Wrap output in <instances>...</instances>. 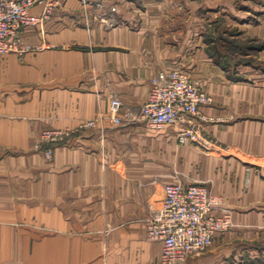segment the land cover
Returning <instances> with one entry per match:
<instances>
[{"label":"crops","instance_id":"1","mask_svg":"<svg viewBox=\"0 0 264 264\" xmlns=\"http://www.w3.org/2000/svg\"><path fill=\"white\" fill-rule=\"evenodd\" d=\"M104 1L107 8L87 21L79 0H61L50 20L44 25L28 28L24 33L26 42L44 45L46 50L37 55L27 54L21 59L15 55H0V160L2 146L16 149L18 143H24L25 147L32 143L34 102L40 104V110H50L52 117L37 127H75L99 114L106 115L112 97L118 96L124 104V110L130 112L124 124L116 125L108 119L104 136L95 129L84 137L76 138L75 142L79 146L72 152V160L77 157L95 160V166L87 171L95 176L88 181L87 190L91 193L100 192L104 196L90 198L86 205L120 207L121 222L135 220L130 225L131 229L123 232L126 238L137 239L134 245L136 253H139L137 264H143V261L144 264H156V261L161 264L162 243L150 238L147 225L141 221L145 222L150 213L156 211L155 207L163 203L166 184L176 182L191 183L198 180L201 183L211 180L213 193L222 199L216 212L232 210L230 204L235 203L230 198L234 195V187L231 186L233 170L209 168L212 164L226 167L234 161L245 165L264 164V87L229 85L224 82L223 72H220L221 81H218L204 69L201 70L203 61L198 58L202 57L199 55L201 48L191 49L193 43L199 47L201 42L194 39L192 29L187 24L192 16V0ZM113 6L117 7L114 13L117 24L109 27L102 18L103 13ZM42 10L43 6L39 5L32 12L40 14ZM192 51H197L196 56L193 57ZM203 59L209 64L206 57ZM172 69L183 70L213 96L214 103L203 110L205 115H241L231 122L204 124L206 131L238 153L207 157L206 170H202L201 174L193 173L198 152L175 145L177 131L182 125L157 130L149 127L140 117L141 108L149 97L151 78L161 70ZM18 82L23 83L26 91L24 101L19 102ZM35 88V94L42 95L41 98H31ZM162 148L175 162L179 160V170L184 175L178 179L171 175L173 170L144 169L145 157H160ZM122 155L127 159L125 163ZM248 155L252 156V160L245 158ZM102 156H114L111 159L116 157L120 161L117 165H113V162L111 167H103L99 164ZM57 171H62V180L65 172H69ZM85 171L80 169L71 172L79 182L78 177ZM10 174L14 175V184L9 182V190L6 191L0 187V255L24 254L18 247L10 248L8 240L25 237L21 233L19 235L11 224L20 219L23 212L21 208L32 202L25 195L17 199V195L11 193L17 190L18 181H23L25 185L31 184L29 177H18L17 170H8L6 173L0 169V179ZM261 175L264 177V170H261ZM102 181L104 184L98 185ZM245 182H251L253 206V203L264 198V178L252 172V181L246 178ZM113 183H116L118 193L115 198H110ZM7 191L6 196L3 192ZM260 220L261 217L258 220L261 224ZM236 222L242 224L238 216ZM7 242L8 246H3ZM211 251H215L214 248ZM44 252L47 253V250ZM218 256L209 252L189 264H224Z\"/></svg>","mask_w":264,"mask_h":264},{"label":"rangeland","instance_id":"2","mask_svg":"<svg viewBox=\"0 0 264 264\" xmlns=\"http://www.w3.org/2000/svg\"><path fill=\"white\" fill-rule=\"evenodd\" d=\"M192 7V16L189 17L187 24L192 29L194 39L197 38L201 42L199 47L194 43L191 46L193 50L201 48L199 55L202 57H198L203 61L200 66L201 70L204 69L211 78L218 81H221L219 74L223 72L224 82L229 85L250 88L252 85L264 87V0H192ZM36 46H39V49L27 54L37 55L47 49L44 45ZM196 53L197 51L191 52L193 57L196 56ZM27 54L20 56L10 53L2 56L15 55L21 59ZM205 57L209 64L203 59ZM195 81L204 88L199 81ZM26 89L28 90V88ZM34 91L36 88L31 92V98L42 97L40 94H35ZM25 93V86L18 82V102L24 101ZM208 94L212 98L210 104L214 103L213 96L209 92ZM114 97L118 96H113L112 99ZM39 107L40 104L34 102L32 143L27 147L24 143H18L16 149L1 147V172L17 170L18 177H29L32 182L29 185H25L23 181L16 182L17 190L11 191L12 195H17V199L25 195L32 202L28 203L29 205L25 208H21L23 212L20 219L11 224L17 229L19 235L21 233L25 237L8 240L10 248L18 247L23 250L24 254H2L0 255V264H137L136 258L139 259V253H136L134 248L137 239L126 238L123 232L125 229H131L130 225L135 220H131L129 223L121 222L119 219L121 208L117 206L86 205L90 198L104 196L100 192L91 193L87 190L88 181L95 178L87 171L95 166V160L78 159V157L72 160L74 154L72 152L79 146L75 142L76 138L84 137L95 129H98L104 136L105 122L108 119L112 121L110 112H107L106 115L99 114L75 127L51 125L37 127L41 122L49 121L52 118L50 110H40ZM122 115L121 124L123 125L125 119L130 115V112L124 110V106ZM205 116L207 122L201 124V128L209 143L207 148L192 143L180 145L176 142L175 144L177 148H189L195 153L198 152V160L193 163V173L197 174L206 170L207 157L229 156L231 153H238L237 150H232L228 144L221 142L210 131H206L204 124L231 122L241 115L230 113L225 116L208 114ZM95 119L99 120L97 126L84 127V124ZM100 119H103V124ZM121 124L118 125L121 126ZM149 155L152 156L150 153ZM12 156L14 158H11ZM113 157L102 156L99 164L103 167H111V163L114 162L113 165H117L120 159L116 157L111 159ZM122 157L123 163H125L127 159L124 155ZM245 158L252 160V156L249 155ZM231 163L226 165L227 168L219 164H212L209 170H233V179L231 178L233 185L231 186L234 187V195L230 197L235 201L234 204H230L233 227L219 235L209 251L207 250L202 255L189 257L180 264H189L193 259L209 252H212L213 255L219 254L218 257L224 264H264V198L259 202L256 201L252 206L251 182L249 184L245 182L246 178H250L252 181V172L258 177L264 178L261 175L264 164L245 165L238 161ZM179 165V160L175 162L163 148L160 157L146 156L143 163L146 170H173L171 175L177 179L180 175H184L179 170ZM80 169L86 171L80 174L79 182H77L76 176L71 171ZM57 170L69 171L65 172L64 180L60 178L62 171ZM13 176L10 174L1 177L0 187L2 190L8 189L9 182L14 184ZM194 182H198V180H194ZM201 182H206L213 187L211 180ZM101 184L104 182H98V185ZM117 193L116 183H113L112 195L109 192L110 198H115ZM3 194L7 196L8 191ZM159 207H155L156 210ZM154 212H149V217L141 223L147 225L148 219ZM236 216L241 220V225L236 222ZM251 216L252 218H250ZM260 217L261 224L258 221ZM248 222L252 224L250 225ZM8 242L3 246H8ZM212 248L215 251H211ZM45 250L47 253L44 252ZM156 264H159L158 261ZM161 264H163L162 260Z\"/></svg>","mask_w":264,"mask_h":264},{"label":"built area","instance_id":"3","mask_svg":"<svg viewBox=\"0 0 264 264\" xmlns=\"http://www.w3.org/2000/svg\"><path fill=\"white\" fill-rule=\"evenodd\" d=\"M79 2L87 21L107 8L104 0ZM60 3L61 0H0V54L24 56L39 49L25 41V30L44 25ZM39 5L43 6L42 12L33 13ZM116 12L117 7L113 6L103 13L102 19L109 27L117 24ZM211 101L208 92L183 70H161L151 78L149 97L142 106L141 118L157 130L182 125L176 134L178 144L192 143L207 148L209 143L201 124L207 122L203 110ZM123 106L120 98L112 99L109 112L117 125L122 123ZM98 122L90 120L84 127H95ZM100 122L103 124V119ZM221 204V197L216 196L207 183L166 184L162 206L147 221L150 238L162 243L163 264H180L206 252L219 235L233 227L229 209L216 212Z\"/></svg>","mask_w":264,"mask_h":264},{"label":"bare ground","instance_id":"4","mask_svg":"<svg viewBox=\"0 0 264 264\" xmlns=\"http://www.w3.org/2000/svg\"><path fill=\"white\" fill-rule=\"evenodd\" d=\"M202 183V182H201ZM232 214V213H231ZM232 218H233V215H232ZM155 240V239H154Z\"/></svg>","mask_w":264,"mask_h":264}]
</instances>
